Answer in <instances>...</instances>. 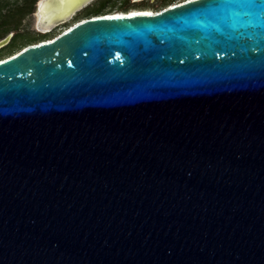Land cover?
<instances>
[{"label": "water", "instance_id": "obj_1", "mask_svg": "<svg viewBox=\"0 0 264 264\" xmlns=\"http://www.w3.org/2000/svg\"><path fill=\"white\" fill-rule=\"evenodd\" d=\"M0 264H264V0L90 16L0 59Z\"/></svg>", "mask_w": 264, "mask_h": 264}, {"label": "rangeland", "instance_id": "obj_2", "mask_svg": "<svg viewBox=\"0 0 264 264\" xmlns=\"http://www.w3.org/2000/svg\"><path fill=\"white\" fill-rule=\"evenodd\" d=\"M39 1L40 0H35L34 2H31L30 0H0V14H2L0 16V21L5 14L16 12L18 7L24 6L28 8L30 7L29 5L32 7L30 11L22 14L23 16L21 20H18L19 15H16L15 20L13 19L14 17H9L11 23L6 26L7 30H5L4 27L0 29V39L12 33L13 36L10 40L11 42L14 36L17 35L15 46L11 49V51L4 52L2 57H6L11 53L21 50L29 43H37L40 40H49V38H54L55 35L62 32L71 24H75V22L82 20L87 16H92L94 13L92 12L93 9L97 7H100V10L97 12L99 14L128 11L130 13V11L136 9L158 11L166 6L179 3L184 0H92L79 10L75 11L67 20L54 25L49 31L40 29L38 26L37 9ZM17 21H19V23ZM16 23L18 24L17 27L14 26Z\"/></svg>", "mask_w": 264, "mask_h": 264}, {"label": "bare ground", "instance_id": "obj_3", "mask_svg": "<svg viewBox=\"0 0 264 264\" xmlns=\"http://www.w3.org/2000/svg\"><path fill=\"white\" fill-rule=\"evenodd\" d=\"M81 0H40L38 14V26L43 30H50L51 27L61 21L67 20L75 12L71 9L77 5ZM92 0H85L84 3L79 5L82 7ZM78 7V8H79ZM153 10L136 9L128 12H110L108 15H124V14H135V13H152ZM105 14V15H106Z\"/></svg>", "mask_w": 264, "mask_h": 264}, {"label": "trees", "instance_id": "obj_4", "mask_svg": "<svg viewBox=\"0 0 264 264\" xmlns=\"http://www.w3.org/2000/svg\"><path fill=\"white\" fill-rule=\"evenodd\" d=\"M31 2H34L35 0H30ZM30 7H28V8H26V7H18L17 8V11L16 12H13V13H7V14H5L3 17H2V19H1V21H0V29L1 28H5V30H7V25H9L10 23H11V21L9 20V17H14L13 19L15 20V17H16V15H19L18 16V20H21V18H22V14H24V13H26V12H28V11H30L31 9H32V7H31V5H29ZM100 10V7H97V8H95V9H93V11L92 12H94L93 14H92V16H96V15H105L106 13H102V14H99V13H97L98 11ZM2 14H0V16H1ZM87 17H90V16H87ZM86 17V18H87ZM18 23H19V21H17ZM72 25V24H71ZM70 25V26H71ZM14 26H18V24L16 23ZM61 33V32H60ZM59 34V33H58ZM57 34V35H58ZM57 35H55V36H57ZM54 36V37H55ZM53 38V37H52ZM52 38H49V39H52ZM16 40H17V35H15L14 36V38L12 39V41L8 44V45H6V46H4V47H2L1 49H0V59H2V58H4V57H2V54L4 53V52H9V51H11V49L15 46V44H16ZM46 40V39H45ZM40 41H44V40H40ZM39 41V42H40ZM29 44H33V43H29ZM28 44V45H29ZM16 53V52H15ZM12 54H14V53H11L10 55H12ZM9 56V55H8ZM7 57V56H6Z\"/></svg>", "mask_w": 264, "mask_h": 264}, {"label": "flooded vegetation", "instance_id": "obj_5", "mask_svg": "<svg viewBox=\"0 0 264 264\" xmlns=\"http://www.w3.org/2000/svg\"><path fill=\"white\" fill-rule=\"evenodd\" d=\"M75 23H76V22H75ZM73 24H74V23H73ZM73 24H72V25H73ZM68 27H70V26H68ZM68 27H67V28H68ZM65 29H66V28H65ZM59 34H60V33H59Z\"/></svg>", "mask_w": 264, "mask_h": 264}, {"label": "built area", "instance_id": "obj_6", "mask_svg": "<svg viewBox=\"0 0 264 264\" xmlns=\"http://www.w3.org/2000/svg\"><path fill=\"white\" fill-rule=\"evenodd\" d=\"M106 15H108V14H106ZM50 40V39H49Z\"/></svg>", "mask_w": 264, "mask_h": 264}]
</instances>
